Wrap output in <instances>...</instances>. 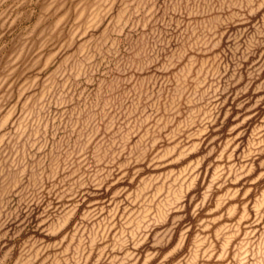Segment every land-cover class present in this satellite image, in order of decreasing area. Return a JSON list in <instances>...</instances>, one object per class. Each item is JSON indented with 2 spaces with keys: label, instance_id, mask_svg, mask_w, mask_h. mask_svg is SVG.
<instances>
[{
  "label": "rangeland",
  "instance_id": "obj_1",
  "mask_svg": "<svg viewBox=\"0 0 264 264\" xmlns=\"http://www.w3.org/2000/svg\"><path fill=\"white\" fill-rule=\"evenodd\" d=\"M0 264H264V0H0Z\"/></svg>",
  "mask_w": 264,
  "mask_h": 264
}]
</instances>
